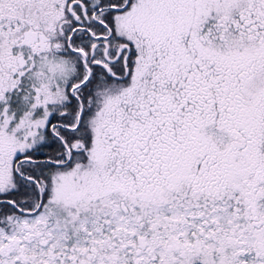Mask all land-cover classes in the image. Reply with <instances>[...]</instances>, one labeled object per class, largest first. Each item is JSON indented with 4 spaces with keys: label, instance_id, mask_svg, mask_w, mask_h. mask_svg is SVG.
I'll use <instances>...</instances> for the list:
<instances>
[{
    "label": "snow or ice",
    "instance_id": "snow-or-ice-1",
    "mask_svg": "<svg viewBox=\"0 0 264 264\" xmlns=\"http://www.w3.org/2000/svg\"><path fill=\"white\" fill-rule=\"evenodd\" d=\"M0 264H264V0H0Z\"/></svg>",
    "mask_w": 264,
    "mask_h": 264
}]
</instances>
